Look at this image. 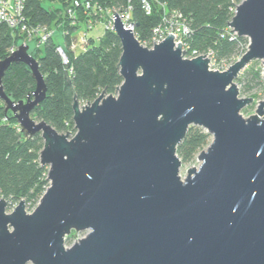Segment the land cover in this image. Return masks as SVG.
<instances>
[{
    "label": "water",
    "instance_id": "water-1",
    "mask_svg": "<svg viewBox=\"0 0 264 264\" xmlns=\"http://www.w3.org/2000/svg\"><path fill=\"white\" fill-rule=\"evenodd\" d=\"M113 12L123 83L84 105L75 94V134L32 116L48 88L29 44L0 60V99L27 136L41 133L50 181L32 212L0 198V264H264V100L244 117L255 100L235 82L264 65V0L237 5L229 27L249 45L225 71L185 58L172 33L144 46ZM14 62L36 81L27 99L4 90ZM192 125L212 140L182 176L177 147ZM73 231L84 236L67 246Z\"/></svg>",
    "mask_w": 264,
    "mask_h": 264
},
{
    "label": "trees",
    "instance_id": "trees-1",
    "mask_svg": "<svg viewBox=\"0 0 264 264\" xmlns=\"http://www.w3.org/2000/svg\"><path fill=\"white\" fill-rule=\"evenodd\" d=\"M150 13L144 0H92V6L75 8L77 24H72L67 14L74 0H27L25 15L30 24L46 23L58 29L59 35L52 37L43 46L35 47L30 53L39 61L40 70L47 84V96L33 111V116L46 120L59 132L69 130L75 134L74 97L81 105L95 100L103 90L116 94L123 83L118 63L122 45L118 35L106 30L99 41L92 39L89 47L77 52L71 49L73 40L84 27L89 17H99L98 6L105 9L132 5V18L136 22V34L141 43L151 40L154 29L162 22L166 12L178 10L188 20L192 32L185 37L189 50L207 52L213 50L218 61L230 60L245 45V37H231V21L235 0H149ZM240 1V0H239ZM65 32V34H63ZM19 29L0 27V60L9 56L13 44L23 42ZM66 52L70 65L64 63L57 48ZM247 48L245 49V52ZM72 66L73 87L65 76ZM254 72V71H253ZM249 71L244 70L242 81ZM262 70L254 72L253 79L263 80ZM5 92L14 100L27 99L36 89V81L25 63L14 62L2 81ZM212 136L204 128L192 125L186 137L177 147V153L185 162H192L206 148ZM44 139L41 133L27 136L11 111L6 112L0 99V198L11 199L12 204L26 201L30 210L36 206L50 185L49 168L41 164ZM70 236L66 241L70 242Z\"/></svg>",
    "mask_w": 264,
    "mask_h": 264
},
{
    "label": "built area",
    "instance_id": "built-area-1",
    "mask_svg": "<svg viewBox=\"0 0 264 264\" xmlns=\"http://www.w3.org/2000/svg\"><path fill=\"white\" fill-rule=\"evenodd\" d=\"M27 0H0V27L1 25H7L12 29H19L21 34H23V42L32 46L40 47L43 46L52 37H56L59 33L58 29L50 26L46 23L30 24L25 15ZM239 3L233 6V11L235 13L236 7ZM85 6L86 9L92 6V0H74V3L68 8L67 14L72 21V24H77V14L75 8ZM144 7L148 13L151 12L152 7L149 0H144ZM132 5L129 3L127 6H120L118 8H108L105 9L102 6H98L99 17H89L85 23L86 29L83 30L81 35L78 36L76 40L72 41L71 49L74 52L78 51L81 46V50L85 51L92 39L99 41L106 30L114 31V12H117L124 23L126 29H132L136 38L139 40L136 34V22L132 18ZM103 22L104 30L102 33L96 36L90 35L89 31L93 29L96 24ZM231 31V37L237 36V33L229 27ZM115 32V31H114ZM192 29L188 20L184 17L183 13L178 10L166 12L163 16L162 22L154 29L153 36L150 42V48H153L155 44L162 42L169 34H174L176 44L178 42L182 43L184 47L189 46L185 43V37L191 34ZM65 34V32H63ZM155 39V40H154ZM18 44H13L8 49L9 55L13 53L18 48ZM65 64L70 65V60L64 51L63 47L59 46L57 48ZM30 51V50H29ZM200 55H206L210 59L209 67L211 61L216 59V54L213 50H208L207 52H199L198 50H193L192 56L190 58H195ZM187 58V57H185ZM212 70V69H211ZM67 71L72 76L74 69L69 66Z\"/></svg>",
    "mask_w": 264,
    "mask_h": 264
},
{
    "label": "rangeland",
    "instance_id": "rangeland-1",
    "mask_svg": "<svg viewBox=\"0 0 264 264\" xmlns=\"http://www.w3.org/2000/svg\"><path fill=\"white\" fill-rule=\"evenodd\" d=\"M235 1H236V3H240L243 0H240V1L239 0H235ZM85 29H86L85 26L82 27L80 32L77 33L78 36L81 35L83 30H85ZM103 30H104L103 22H99L98 24H96V26L93 29H91L89 31V33L92 36L93 35L96 36L97 34L102 33ZM58 35H59V33H58ZM245 38H247V37H245ZM247 40H248V42L240 48V51L238 52V54H236L232 59L224 60V61H218L217 58L213 59L211 61L210 69L215 70V71H217V70L218 71L227 70L232 64H234L245 53V49L248 48V45H249V38H247ZM178 43H180V42H178ZM185 43L188 45L187 42H185ZM141 44H143L144 46L149 47V48H150V45H151L149 41L145 42V43H141ZM33 50H34V47L32 46V50L31 51H33ZM184 50H186L185 57L190 58L192 56L193 50H189L188 47H184ZM245 69H246V72L249 71V74H247L246 78H244L242 81H240L239 78L242 76V74H243ZM245 69L242 70V72L239 74V77L235 80V82L238 85V89L240 91V97H252L255 100L251 105L245 107L242 110L243 116L247 118V117L253 115L256 112L257 103L260 102L261 100H264V79L261 82H259L258 80H255V79H253V81H248L249 79L253 78L254 72H256L258 70H262V75H263V73H264V65H263L262 60H254L248 66H246ZM114 95H117V93L114 94ZM32 116H33V114H32ZM33 117L36 118L37 121L40 120L39 118H37L35 116H33ZM69 131H71V130H69ZM61 133H66V131L65 132H61ZM199 166H200V162L197 160V158L194 161H192V162H185V163L183 162V166L181 168L182 176L185 175L186 171L189 168H191V167H199ZM36 207H37V205L34 206L30 210L27 208V211L28 212H32ZM72 234H76V237L74 235H72ZM69 236H70L71 239H70V242L66 241V245L67 246H70L75 241H77L79 238H82L84 236V233L83 232L73 231Z\"/></svg>",
    "mask_w": 264,
    "mask_h": 264
}]
</instances>
